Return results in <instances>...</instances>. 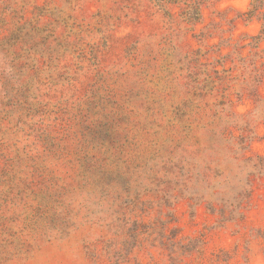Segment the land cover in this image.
<instances>
[{
    "label": "rangeland",
    "instance_id": "1",
    "mask_svg": "<svg viewBox=\"0 0 264 264\" xmlns=\"http://www.w3.org/2000/svg\"><path fill=\"white\" fill-rule=\"evenodd\" d=\"M0 264H264V0H0Z\"/></svg>",
    "mask_w": 264,
    "mask_h": 264
}]
</instances>
